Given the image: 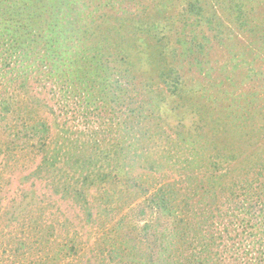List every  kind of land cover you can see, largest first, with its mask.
Returning <instances> with one entry per match:
<instances>
[{"label":"trees","instance_id":"16d2710c","mask_svg":"<svg viewBox=\"0 0 264 264\" xmlns=\"http://www.w3.org/2000/svg\"><path fill=\"white\" fill-rule=\"evenodd\" d=\"M72 1L0 0V86L6 84L0 91V126L4 125L0 157L33 149L40 155L35 172L45 169L59 175L53 183L64 194L84 199L93 188L107 193L108 184L118 177L137 181L122 166L127 156L143 157L142 152L126 154L134 145L129 140L135 136L134 125L146 120L167 96L180 99L188 92L180 68L181 52H198L204 47V37H199L197 28L206 24L221 39L223 14L243 25L245 9L244 0H184L183 16L171 20L155 17L152 9H126L120 5L124 0H100L103 5L95 10L97 16ZM177 23L182 29L172 40L169 34ZM149 47L159 51L157 57L164 62L165 51L174 52L175 57L173 63L167 62L158 70L167 96L158 92L151 108L149 82L137 81L134 75L142 67L144 55L155 58ZM51 80L58 86L50 88L47 99L43 89L48 88L41 82ZM74 90L81 106L92 104L93 111L122 107L121 119H117L121 143L94 149L93 154L77 160L78 176H64L58 174V154L61 152L63 163H68V143L60 140L63 129L51 131L40 107L48 104L47 100L58 104L54 100L57 93L65 103ZM214 134L201 135L206 142H215L218 134ZM190 137L181 142L198 140ZM225 141L226 145L206 153L207 164L199 178L185 175L180 186L172 178H156L145 188L140 212L148 209L152 216L141 226L134 224L133 230H138L133 244H128L127 233L121 242L112 241L107 257L117 259L115 264H264V159L250 153L248 157L253 159L238 160L236 149L227 138ZM194 151L192 148L190 154ZM155 165L153 159L147 168ZM134 184L121 186L119 192H128ZM123 226L129 227L130 222L121 216L112 223L108 236ZM140 236L146 238L145 245L138 240ZM76 245L73 240L67 251L75 253Z\"/></svg>","mask_w":264,"mask_h":264},{"label":"rangeland","instance_id":"374dc122","mask_svg":"<svg viewBox=\"0 0 264 264\" xmlns=\"http://www.w3.org/2000/svg\"><path fill=\"white\" fill-rule=\"evenodd\" d=\"M72 2L77 6L85 5L88 13L95 16V10L103 5L100 0ZM185 4L184 0L120 2L126 9H152L155 17L166 16L171 20L183 16ZM161 6L165 9L159 11ZM244 9L243 25H239L235 17L223 14L221 20L225 22V29L221 31V39L214 35L213 29L201 24L196 33L204 37V47L193 53L179 51L183 54L180 68L189 88L180 99L167 96L158 78L159 68L175 60L174 52H163L165 62L157 57L159 51L154 48L149 47V51L155 58L144 55L142 67L134 75L137 81H148L151 86L153 97L147 99L146 96L149 106L151 102L154 104L158 92L167 97L146 120L137 122L132 129L135 136L129 140L134 145L126 154L142 152L143 157L127 156L122 166L128 176L137 178L136 182L129 177H118L108 184L107 193L93 188L84 199L76 198L70 192L64 194L62 188L53 183L59 175L55 177L45 169L35 172L40 155L33 149L16 156L0 157V264H115L117 259L106 255L107 247L112 241L121 242L126 233L130 235L128 244H133L138 230H133L134 224L141 226L144 219L152 216L148 209L140 212L143 207L140 201L147 195L144 189L156 178L161 181L172 178L178 186L184 183L181 180L185 175L199 178L207 164L206 153L215 150V146L226 145V138L236 149L238 160L252 158L248 157L250 153L264 159V0H244ZM181 29V24H175L169 37L173 40V34ZM41 84L48 88L43 89L47 99L50 88L58 86L52 85V80ZM4 86L3 83L0 91ZM57 94L54 100L58 104L47 100L48 104L41 105V112L52 132L63 129L60 140L68 143L66 161L71 159L63 163L64 156L61 152L58 154V162H61L58 174L78 176V159L93 154L94 149L121 143L117 119H121L118 114L122 107L93 111L92 104L89 108L81 106L76 90L65 103ZM226 117L228 121H224ZM3 130L4 125H1L2 138ZM203 132H214L218 138L215 142H206L205 135H201ZM190 135L198 138L193 144L188 143ZM183 138L188 139L181 142ZM192 148L195 151L190 154ZM153 159L158 169L157 165L154 169L147 168ZM189 159L192 161L188 162ZM127 184L135 187L119 192L121 186L129 188ZM127 210L129 214L124 216ZM121 216L130 226L120 227L109 237L112 223ZM139 239L146 244L145 237ZM73 240L77 244L75 253L67 251Z\"/></svg>","mask_w":264,"mask_h":264}]
</instances>
